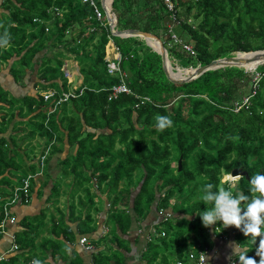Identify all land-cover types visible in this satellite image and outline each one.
<instances>
[{
    "label": "trees",
    "instance_id": "1",
    "mask_svg": "<svg viewBox=\"0 0 264 264\" xmlns=\"http://www.w3.org/2000/svg\"><path fill=\"white\" fill-rule=\"evenodd\" d=\"M176 1L179 16L192 20L177 30L185 43L193 45L196 56H187L178 43L170 40L167 25L171 17L162 0H113L116 28L156 36L166 48L171 65L183 68L205 66L235 52L264 50V0ZM5 3L10 14L0 25V35L7 30L11 40L1 57L8 60L13 54L19 56L13 73L18 67L20 78L24 68L34 72L38 63L39 86L64 94L70 91L62 70L64 59H73L82 78L74 91L77 96L49 117L48 108L57 99L44 104L37 96V105L28 107L29 113H35L29 124L48 137L50 130L67 131L62 140L68 148H77L75 159H88L95 165L94 175L98 173L99 184L108 183L110 195H116L123 186L121 198L129 201L131 196L130 210L139 218L159 209L172 212L173 223L164 225L165 236L147 243L148 262L168 264L161 247H172L179 259L189 252L197 257L218 244L230 257V242L247 249V255L258 261L257 245L241 231L220 223L205 228L197 214L209 207L198 198L204 184L228 187L231 182H222V178L240 170L243 179L233 185L251 198L250 177L264 174V65L257 68L260 81L251 104L234 112V104L250 91V81L242 69L209 71L191 82L173 83L165 75L160 55L144 39L110 34L106 19L97 21L91 7L81 0ZM104 6L107 9L106 0ZM51 8H56L59 15L52 14ZM90 27L94 28L92 32H88ZM110 41L121 56L114 72L126 73L124 83L133 93L121 92L113 101L108 90L117 83V76L108 75L105 58ZM41 51L43 56H39ZM80 88H84L82 93ZM134 94L147 96L153 104L136 107ZM157 114L169 116L173 126L156 130ZM117 204V199L113 200L110 213L115 212ZM113 218L131 220L120 213ZM243 241L248 243L243 245ZM237 259L233 256L228 264H239Z\"/></svg>",
    "mask_w": 264,
    "mask_h": 264
},
{
    "label": "crops",
    "instance_id": "2",
    "mask_svg": "<svg viewBox=\"0 0 264 264\" xmlns=\"http://www.w3.org/2000/svg\"><path fill=\"white\" fill-rule=\"evenodd\" d=\"M5 2L0 0V25L10 14ZM184 18L177 23L170 21L167 33L172 27L171 32L181 38L177 29ZM7 49L0 48V220L2 206L7 205L14 222L6 220L0 229V264H31L34 258L45 264H150L147 243L148 236L153 237L158 229L157 213L149 211L139 218L130 210L131 196L129 201L121 198V185L116 195H110L108 183H98L95 165L88 159H75L77 148H68L62 140L67 131L50 130L49 137L35 131L28 122L35 113H29L28 107L37 105V96L44 104L53 102V99L45 101L43 93L53 90L58 96V90L39 86L38 63L34 72L24 68L19 78L18 67L13 73L19 56L13 54L2 60L1 55ZM43 55L41 51L39 56ZM65 69L72 76L78 74V84L81 83L76 62L65 61ZM57 102L47 112L48 117L68 101ZM145 104L144 101L142 105ZM43 152L47 154L46 160L40 163L38 158ZM27 174L35 175L30 182V197L12 204L13 189ZM116 199V210L110 213V205ZM100 203L104 208H99ZM115 213L128 215L131 220L113 218ZM82 238L87 240L86 244H80ZM155 238L158 237L152 240ZM216 245L206 264H228L229 256L220 248L215 249Z\"/></svg>",
    "mask_w": 264,
    "mask_h": 264
},
{
    "label": "clouds",
    "instance_id": "3",
    "mask_svg": "<svg viewBox=\"0 0 264 264\" xmlns=\"http://www.w3.org/2000/svg\"><path fill=\"white\" fill-rule=\"evenodd\" d=\"M81 1H82L83 4H86L89 7H91L88 3H84L83 0H81ZM112 1L110 2V10H109V12L116 19V16H115V14H114V12L112 10V6H111L112 5ZM195 1H197V0H195ZM173 2L175 3V16L177 17V19H180V18H182V16L181 15L179 16L178 2L176 0H173ZM94 3L96 5L97 9L101 13V18L97 19L95 14H94V10L91 7V9L93 11V14H94V18L97 21H102L103 19H106L107 24H108V28H109L110 23L108 21V17L106 15L102 5L100 7V5H97L95 1H94ZM100 4H101V2H100ZM163 5H164V2H163ZM164 7H165V5H164ZM165 9H166V7H165ZM51 10L55 11L56 15L59 14V11L56 8H51L50 11ZM166 11H167V9H166ZM36 21H37L36 19L33 20V22H36ZM185 21L188 24L192 22V20L190 18H189V21H187V19L181 20L180 21V26H181V24L185 23ZM116 22H117V20H116ZM116 22H115L114 29L118 30L116 28ZM171 22H173V21L171 20ZM93 29L94 28L90 27L88 29V32H92ZM47 31H48V28H45V32H47ZM109 31H110V34H112L110 28H109ZM168 34H170V40H172L174 43H178L179 44V49L182 52H184L187 56H196L192 44L185 43L181 38H177L176 36L174 38L172 35H175V34H173L172 32L168 31ZM130 37H132V36H130ZM124 38H126V37H124ZM10 40H11V36L8 33V31L5 30L3 32V34L0 35V48L9 47L10 46ZM175 40H177V41L175 42ZM110 43H111V46L109 47V52L107 53V50H106V57H105L106 61H107V66L110 65L111 63H113L115 65V67L118 69V65H119V63L121 61V56H120V53L113 47V44H112L111 41H110ZM108 44H109V42H108ZM184 46L190 47L192 53L190 51L186 50L184 48ZM257 51H263V50H257ZM253 52H256V51H252V52H235L233 55H231L229 57L236 56L238 53H240V55H242V54H249V53H253ZM116 54H118L120 56L119 61L114 59V56ZM225 58H228V57H225ZM220 59H222V58H220ZM64 65H65V61H64ZM64 65H63V67H64ZM170 65H171V63H170ZM262 65H264V62L263 63H258V65L254 66L253 68H247L246 67L247 64H245L244 66L239 67V69H242L244 71V73L246 74L247 78L250 81L249 86H248L250 91L248 90V92L241 97L240 102H237V103L234 104V108H233L234 112H237L238 110L241 109L240 108V109H238L236 111L237 106L240 105L246 97H248V96L252 97V96L255 95V93L253 94L252 92L254 90L256 92V89L258 88V82L260 81V77L258 75L257 68L259 66H262ZM198 67H202V66L199 65V66H197L195 68H192V67L183 68V67H180L177 64L172 66L174 71L177 70V71H179V73H181V76H188L189 74L192 73V70H194V69H196ZM226 68H229V67H226ZM221 69H224V68H221ZM183 70H190V71H186L188 73H184ZM217 70H219V69H217ZM63 71L65 72L64 68H63ZM212 71H216V70H212ZM108 75L109 76H111V75L117 76V83L112 85L109 88L108 92L112 91V89L114 87L120 86L122 84L126 87V85L124 83V81L126 79V73L125 72H123V77L121 76L119 71H116V72H113V73H108ZM255 75H258L257 81H255V79H254ZM80 85H81V83L79 85H77L76 87H70V91L74 92L76 90V88H78ZM254 86H255V88H254ZM80 89L81 90L79 92L82 93L84 88H80ZM127 89H128V92H125V95H132L133 93L130 90V88H127ZM52 91L53 90H51L50 92H52ZM45 93H47V92H45ZM45 93H43V94H45ZM65 94H66V92L64 94L58 92V96H57V94H55V97L53 99L54 100L58 99L61 95L64 96ZM111 94H112V92H111ZM133 96L138 101L137 104H136V107L142 106L141 101L144 98H147L149 100V101H146V103L153 104L152 100L149 99L146 96H137L135 94ZM118 97H119V95L117 94L116 97L113 98V99H117ZM109 98H110V96H109ZM70 99H72V98H70ZM70 99H68L67 101H70ZM49 101H51V99ZM251 101L252 100L250 98V104H251ZM54 108H55V105H53V107H51L50 110H52ZM51 113H53V111L50 112L49 114H51ZM154 121H155V128H156V130H159V131H163V130L173 126V121H172V119L169 116H164V115L157 114V115L154 116ZM45 155H47V154L45 152H43L39 156L38 161L40 163H44L45 162V160H46V156ZM177 164H178V162H177ZM28 175H32V174H27L22 179L26 178ZM32 176H34V178H35V175H32ZM228 178L233 180V181H239L240 179H243V177L241 175H233L232 173L228 174ZM22 179L20 180V184H21ZM248 183H249V186H250L249 187V191H250V193L253 194L251 196V198L248 195H245L242 191H239L238 189H236L235 185H230L228 187L217 188L211 182L204 184L201 187V189H200V195H199L198 198L201 199L205 204L209 205V207H207L206 209H204L202 212H200L197 215L200 217L202 225L205 228H209V227H211L213 225H216L217 223L222 224V226L224 228L234 227V228L238 229L239 231H241L245 237H248V239H250L251 242L254 245H257V247H256V257H259L258 261H257L256 258L249 257L247 255V253H248L247 249L240 248L239 244H236L235 242H230L229 246L231 247V250H232V256L229 257L230 260H232L233 256H237V257H239V259H237L239 264H264V174H253L250 177V180L248 181ZM30 190H31V185H30V188H29V194L31 192ZM13 191H14V189H13ZM0 202H2V201H0ZM160 211L163 212V215H166L168 217L166 219H164V216H160V214H159ZM157 216L160 218V221H159L160 226H157L158 229H157V231L155 233H153V237H164L165 233H166V231L164 229V225L173 223V220H172L173 219V214H172V212H170L168 210L159 209L158 212H157ZM153 237H149L148 236V242H150ZM257 241H258V243H257ZM212 249L213 248L205 250L206 251V255L204 256V258H205L204 264L207 263L208 255H209V253H211ZM189 253H191V252H189ZM188 254L185 255L183 258H180V260L187 259ZM31 264H45V262L42 261L39 258H34L31 261Z\"/></svg>",
    "mask_w": 264,
    "mask_h": 264
},
{
    "label": "built area",
    "instance_id": "4",
    "mask_svg": "<svg viewBox=\"0 0 264 264\" xmlns=\"http://www.w3.org/2000/svg\"><path fill=\"white\" fill-rule=\"evenodd\" d=\"M83 2L84 3H88L93 8L94 14H95L97 19L101 18V13L97 9V7H96V5H95L93 0H83ZM163 2H164V5H165L167 11L170 13L171 20L173 21V23H177L178 19L175 16V3L173 2V0H163ZM169 32H171V27H170ZM172 36L175 38V35H172ZM176 41L177 40H175V42ZM184 48L191 52L190 47L184 46ZM119 58H120V56L118 54H116L114 56V59L117 60V61H119ZM115 70H117V68L115 67V65L113 63L108 65V72L109 73H113ZM254 77H255L254 78L255 81H257L258 75H255ZM254 88H255V86H254ZM121 92H128V89L123 84L120 85V86L114 87L112 89V96H110L109 99L115 98L116 95L121 93ZM252 93L254 94L255 90ZM55 94H56L55 92H47V93L44 94L43 98H44L45 101H47V100L53 99L55 97L54 96ZM75 96L76 95H75V93L73 91H69L68 93H66L64 95L63 98L59 97L57 99L58 100L57 103L59 104L60 102H65V101H67L70 98H74ZM250 98H251V96L246 97L243 100V102L240 105L237 106L236 111L238 109L242 108V107H249ZM144 101L146 102V101H149V100L147 98H144L141 101V104H143ZM33 179H34V176H32V175H28L26 178L22 179L20 186L15 188L14 191L12 192V199L10 200L12 204L15 203L17 200H20V199L27 200L30 197V194H29L30 182ZM0 201H1V198H0ZM7 207H8L7 205H3V207H2V211L3 212L1 214V216L3 215V218L0 220V229L3 228L4 223H5L6 220L9 223H13L14 222V219L9 216V213H8L9 211L7 210L8 209ZM159 214H160V216H164V219H166L168 217L166 215H163L162 211H160ZM86 241L87 240L85 238H82V239H80L79 242H80L81 245H83V244H86ZM205 255H206V251L199 252L197 257H195L193 253H189L188 256H187V259L178 260L175 264H204V262H205L204 256ZM0 261H1V259H0Z\"/></svg>",
    "mask_w": 264,
    "mask_h": 264
},
{
    "label": "water",
    "instance_id": "5",
    "mask_svg": "<svg viewBox=\"0 0 264 264\" xmlns=\"http://www.w3.org/2000/svg\"><path fill=\"white\" fill-rule=\"evenodd\" d=\"M101 5H102L107 17H108V21L110 23L109 28L111 30V33L116 37H123L124 38V37L132 36V37H139V38L144 39L146 45L149 46L150 48H152L153 51H155L157 54L160 55L165 75L173 83H177V84L188 83V82L195 80L196 78H198L199 76H201L202 74H204L208 71L217 70V69L226 68V67H237V68H239V67L245 65V63L241 62L238 59V55H240V53H238L236 56L217 59V60L212 61L208 65L198 67V68L192 70V73L189 74L188 76H181V73H179V71L173 70L172 66L170 65L166 49L164 48L162 42L156 36H154L150 33H145V32L138 31V30H115L114 26H115L116 19L104 7V0H101ZM150 41H153L155 43V45L157 46V48L152 47L149 44ZM253 53L264 54V50L263 51H256ZM77 81H78V76L75 74L73 76L72 85L76 86ZM180 169H181V159H179V161H178V170H180ZM231 173L233 175H241V176L244 175V173L241 172L240 170H233Z\"/></svg>",
    "mask_w": 264,
    "mask_h": 264
},
{
    "label": "rangeland",
    "instance_id": "6",
    "mask_svg": "<svg viewBox=\"0 0 264 264\" xmlns=\"http://www.w3.org/2000/svg\"><path fill=\"white\" fill-rule=\"evenodd\" d=\"M95 2H96V4L97 5H100V7H101V4H100V2H101V0H94ZM102 9V8H101ZM51 13L52 14H56L55 13V11H53V10H51ZM59 15V14H58ZM195 18V17H194ZM198 18V17H197ZM201 18L202 17H200L199 18V20H201ZM39 24V23H38ZM190 24V23H189ZM40 25V24H39ZM179 30L181 29V28H178ZM47 44H49V42L47 43ZM111 46V43L109 42V44L106 46V50H107V53L109 52V47ZM23 53V52H22ZM234 54V53H233ZM233 54H231V55H233ZM64 61H71V62H74L75 63V61L73 60V59H67V60H65L64 59ZM246 62H248L247 60H245ZM249 63H250V61H249ZM248 63V64H249ZM77 64V63H76ZM247 64V65H248ZM253 65H255V64H250V67H253ZM29 67L31 68L32 66L31 65H29ZM64 69H65V65H64V67H63ZM18 69V68H17ZM186 71H190V70H183V72L184 73H188V72H186ZM123 72L124 71H121L120 72V74H121V76L123 77ZM249 72V71H248ZM65 77L67 78V81H68V84L70 85V87H76L77 85H79L78 84V81H77V84H76V86H73L72 85V83H73V76L71 75V73L68 71V70H66L65 69ZM77 76H78V74H76ZM117 75V74H116ZM81 76V75H80ZM111 76H115V75H111ZM126 77H127V75H126ZM82 82V81H81ZM238 83H241V82H238ZM50 108L51 107H49L48 109L50 110ZM91 148V150H92V148L93 147H90ZM230 181L231 182V184L233 185L234 183H235V181H233V180H231V179H229L228 178V176H224L223 178H222V182H225V181ZM132 188V186L131 187H129V190ZM99 205V208L100 209H102V208H104V206L103 205H101V203L100 204H98ZM160 228V227H159ZM154 242H159V241H154ZM248 243V241H243L241 244H243V245H246ZM221 245H216L215 246V249H217V248H219ZM223 249V248H222ZM161 251H162V254L164 255V256H166L167 258H166V260H167V262H168V264H175L178 260H180V258L179 259H176L177 257L175 256V255H173V249H172V247L171 248H169V249H167V250H165L163 247H161ZM210 254V253H209ZM161 255V254H160ZM217 257V256H216ZM217 259V258H216Z\"/></svg>",
    "mask_w": 264,
    "mask_h": 264
},
{
    "label": "bare ground",
    "instance_id": "7",
    "mask_svg": "<svg viewBox=\"0 0 264 264\" xmlns=\"http://www.w3.org/2000/svg\"><path fill=\"white\" fill-rule=\"evenodd\" d=\"M106 5H107V11L109 12L110 10V0H106ZM149 43H151L154 48H157V46L155 45V43L153 41H150ZM239 60L245 64H248L250 61V64H258V63H263L264 62V54L262 53H251V54H242L238 56ZM245 60H247L248 62H246ZM247 68H253V67H248Z\"/></svg>",
    "mask_w": 264,
    "mask_h": 264
}]
</instances>
